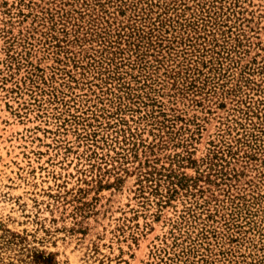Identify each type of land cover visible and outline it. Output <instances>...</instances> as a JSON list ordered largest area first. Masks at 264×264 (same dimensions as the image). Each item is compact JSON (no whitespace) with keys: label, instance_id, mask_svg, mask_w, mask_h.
<instances>
[{"label":"rangeland","instance_id":"rangeland-1","mask_svg":"<svg viewBox=\"0 0 264 264\" xmlns=\"http://www.w3.org/2000/svg\"><path fill=\"white\" fill-rule=\"evenodd\" d=\"M0 264H264V0H0Z\"/></svg>","mask_w":264,"mask_h":264}]
</instances>
